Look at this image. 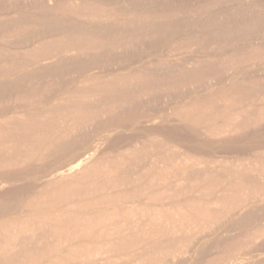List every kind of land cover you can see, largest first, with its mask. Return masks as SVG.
Instances as JSON below:
<instances>
[{
  "label": "rangeland",
  "instance_id": "374dc122",
  "mask_svg": "<svg viewBox=\"0 0 264 264\" xmlns=\"http://www.w3.org/2000/svg\"><path fill=\"white\" fill-rule=\"evenodd\" d=\"M51 1L0 0V21L9 20L19 13L27 15L22 17V22L29 21L32 15L50 23L73 19L72 26L60 29L56 22L53 28H42L31 34L24 32L16 39L8 38L6 32L0 31V61L7 60L6 66L0 64V128L32 122L31 127L46 131L44 128L52 125V128L47 127L46 133L50 135L45 133L38 153L26 154L25 149L33 144L21 145L22 150L17 157L4 160L0 166V247L15 240L16 234L10 232L15 224L25 227L36 222L44 226L50 217H73L80 221L90 216L99 220L98 213L106 219L118 214V219L130 222V213L143 211L145 219L149 218L150 222L141 224L138 229L130 223V227L124 230L123 227L118 228L122 231L117 235L100 233L99 236L76 239L69 237L66 243L47 236L44 228L37 226L39 233H44V241L30 240L31 234L24 233L28 236L23 243H26V251L21 256L4 258L2 264H43L50 261L55 253H45L42 258L34 252L37 247L55 241L61 243L56 252L73 248V254H84L85 264H153L154 260H159L156 264H212L213 261L214 264H264V205L258 202L250 209L248 205L238 211L233 207V198L223 208L229 211L228 214L220 218V212H215L213 215L218 218L208 228L187 230L161 251L152 250L150 256L132 263L135 254L149 246L143 240L152 237L156 242L167 237V221L159 219V214L171 215L173 209L179 208L178 205H184L185 200L198 201L218 193L213 189L185 191L175 187L173 193H155L160 187L153 186V193L147 195L140 191L132 192L130 186L125 185L129 182L134 185L137 176L144 172L134 173L135 169L138 171V165L157 168L151 158L155 152L169 162L179 155L190 157L191 162L199 163L191 170L204 183L218 177L207 169L219 167L222 171L233 172L241 162H250L249 159L254 157H260L264 162V122L244 124L230 134L215 133L222 130L224 124L235 121L231 120L233 110L245 109L249 119L253 120L259 112L258 107L264 103V97L261 98L264 94V0H84V8L80 11L75 1L83 0H57L64 9L71 8L63 12L49 10L47 4ZM87 9L94 11L96 16H85ZM180 9L187 14L169 16L161 13ZM66 37L74 38L72 42L79 46L74 51L75 56L63 51ZM94 41L105 44L102 52L81 49L80 45ZM43 53L53 56L43 59ZM230 61L232 63L229 64ZM50 62L53 64L49 66L47 63ZM192 63L205 66L198 79L191 85L181 83V87L173 82L177 73L185 72ZM24 74L27 76L23 78ZM19 75L22 78H17ZM135 75L146 81L165 77L169 87L161 92L150 90L145 98L131 100L121 108L98 116L91 125L82 123L70 134L69 126L65 127L61 117L54 120L47 114L58 104L82 96L96 85L130 80ZM222 98H225L224 102ZM200 111L198 127L208 126L213 134L207 136L186 125L191 123L189 118ZM178 115L182 120L174 119ZM64 132L68 134L63 136ZM51 139L58 140L57 145L46 151L51 147ZM12 146L13 143H0V149H5L7 156H12L9 150L6 151ZM81 153L87 156L82 164L90 173H96L84 180L93 188L86 186L87 191L83 190L82 195H73L49 205V199L42 198L40 192L50 189L49 181L55 177L57 168H67ZM109 166L114 169L109 171ZM172 166V171L181 167L173 162ZM107 181L111 184L108 185ZM261 233L262 236L257 238ZM107 239L112 243L118 240L119 245L110 251L106 247L102 249L100 244ZM178 248L182 250L176 253L182 252L181 255L175 258L167 255ZM5 252L12 253L1 251L0 256H6ZM78 261L82 260L74 257L68 264H77Z\"/></svg>",
  "mask_w": 264,
  "mask_h": 264
},
{
  "label": "bare ground",
  "instance_id": "6f19581e",
  "mask_svg": "<svg viewBox=\"0 0 264 264\" xmlns=\"http://www.w3.org/2000/svg\"><path fill=\"white\" fill-rule=\"evenodd\" d=\"M71 1H73V0H71ZM71 1H69V3ZM83 2H84V0L79 1V2L75 1V5L77 6L78 11L83 10V8H84ZM72 4H73V2H72ZM85 4L87 5V2H85ZM47 8L49 10H52L55 12H59V11L63 12L65 10H71V8L70 9H68V8L64 9V7H62V5L59 4V2L57 0H52L51 2H49L47 4ZM90 10H88L87 12L85 11V16H90V17L96 16L95 15L96 13H94V11L90 12ZM185 12H186L185 10L180 9V10H175V11L164 10L161 13L167 14L169 16H173V15H179L182 13H183V15L184 14L186 15L187 13H185ZM22 14L23 13L15 14L16 16L10 18L9 20L0 21V31L6 32L7 33L5 35L6 37H8V38L15 37V39H16L20 34H22L24 32H29V34H31V33H35L38 30H41L42 28H45V29L49 28V27L53 28V26L57 22V21H55V22L50 23L46 19H36L35 15H32V17H29L30 18L29 21L24 20L22 22V17L27 16V15H22ZM137 18L139 19V17H137ZM252 18H254V17H252ZM86 19H89V18H86ZM101 22H103V21H101ZM57 23L59 24L58 25L59 28L63 29L64 27L72 26L73 19H72V21L61 20ZM244 24L245 23H243V25ZM222 25H224V24H222ZM94 29H95V27H94ZM95 31H96V29H95ZM29 34L27 33V35H29ZM46 34H47V32H46ZM72 39H74V38L66 37L64 40V43H63V41H61L62 39L60 41H61V43H63V51L71 52L72 53L71 55L75 56L74 51H77L79 46L75 45L72 42ZM80 46H81V49L90 48V49H96V52L97 51L102 52L104 50L103 47L105 46V44L102 42L94 41L90 44L84 43L83 45H80ZM49 47H51V46H49ZM111 48H113V47H111ZM109 51H110V49H109ZM49 54L50 53H43L42 54L43 59H46V58L53 56V55H49ZM244 54H246V53H244ZM249 54H251V53H249ZM31 55L34 56V54H31ZM228 55H230V54H228ZM28 56H30V54H28ZM247 59H249V58H247ZM72 60L73 59H71V61ZM6 62H7V60L0 61L1 66H2V64H5L4 66H6ZM230 63H232V61H230L229 64ZM47 64L50 66L53 64V62H50ZM204 67L205 66L195 65V63L194 64L192 63L191 66L185 70L186 74L183 71L181 73H177V77L173 78V82L178 84L180 87H181V85H180L181 83L191 85L194 81H196V78L198 79V76L201 74V72L203 71L202 69H204ZM232 68H233V66L231 65L230 69H232ZM6 70H8V69L6 68ZM217 70H218V68H217ZM132 73H133V71H132ZM34 74H35V72H34ZM43 75H44V73H43ZM24 76H27V75L24 74L23 78H24ZM30 77H31V75H30ZM17 78H22V75H19ZM169 80L172 81L171 79H169ZM241 83H243V80L241 81ZM167 84L168 83H167V80L165 77L154 78L152 80L146 81L145 78L138 76V75H135L130 80L125 79V80H120V81H110L108 83L104 82V84H102V85H96L94 88L88 89V92L83 93L82 96H79L75 99L68 100V101L64 102L63 104H61V103L58 104V106H55L53 109L47 111V114L50 115L52 117V119H54V120H57L56 118L61 117L62 123L65 125V127L68 128V126H69L68 133L70 134L72 132V130H74L75 128H78V126L81 125L82 123L85 125L86 124L91 125L97 120L98 116L104 115L110 111L117 109V108H121V107L127 105L129 102H131V100L134 101V100H137V98H141V97L145 98V96H147L149 94L150 90L156 89V90H160L159 92H161L162 89H166L167 87H169V86H167ZM124 86H126V88L123 89ZM171 86H175V84L174 85L171 84ZM182 86H184V85H182ZM33 87L35 88V86H33ZM9 88H12V87H9ZM253 89H256V87ZM167 90H169V89H167ZM235 93H236V91H235ZM243 94L245 95V93H243ZM253 94H254V92H253ZM217 97H218V95H217ZM262 97H264V94L261 95V98ZM195 98H197V97H195ZM218 98H221V97H218ZM221 100L224 102L225 98H222ZM249 100H251V99H249ZM253 105H255V104H253ZM187 108H189V107H187ZM244 110L245 109L233 110V112L231 114V116H232L231 120L232 121L235 120V121L232 124H224L222 127L223 129L221 128L222 130H219L215 133L220 134V133H224V132L225 133L229 132V134H230V132L238 131V129L241 128L244 124L250 125V124H254L256 122L259 123L260 121L264 122V103L258 107L259 112L257 113V117H255L253 120L249 119L250 116L249 115L247 116V113L244 112ZM121 114L123 115V113H121ZM181 114H182V112H181ZM192 114L194 115V112H191V115ZM199 114H201V111L199 113H196L192 118H189L190 119L189 121L191 123H189V124L186 123V125L189 126L191 129L196 130L197 132H200L201 134H205L207 136L213 134L212 133L213 130L211 128H209L208 126L198 127V125H197L198 121L201 120V117H199L200 116ZM209 114H211V111H209ZM196 116H198V117H196ZM174 119L175 120H182V117L180 115H178ZM32 124H33L32 122H25V123L19 124V125H12L9 128H4V127L0 128V143H13V146L10 149H6V151L9 150V154H11L12 156H10V155L7 156L5 149H2V148L0 149V166H2L4 163V160L6 161L8 158L11 160L15 159L17 157L18 153H20L22 150L20 147L21 145L26 146L29 144H33L30 147L25 149L26 154H30V153L36 154L40 151V144H41V141L43 140V136H45V133L49 129V127L52 128V125H47L48 129H47V127H45L44 129H46V131H44L42 129H39L38 127H36V128L31 127ZM247 129H248V127H247ZM64 133H63V136L68 134L66 132H64ZM46 135H50V134L46 133ZM57 141L58 140L51 139V144H50L51 147L50 148L48 147L46 151L51 150L52 146L55 147L57 145ZM79 143H80V141H79ZM59 146H61V145H59ZM34 149H35V151L32 152ZM159 154H160L159 152H155V153H153V157H151L153 163H155V167H157V168L148 169L149 165L147 167L146 164L138 165L136 167V168L139 167V169H138V171H136V169H135L134 173H140L142 170L144 172L142 174H140L139 176H137L138 179H137V182L136 181L134 182V185H130V182L125 184L126 186H130V189H129L130 191H132V192L140 191L143 194L148 195L149 193H153L151 188L153 186H155V187H160L159 191H155V193H157V192L165 193L167 191H171V193H173V190H174L173 188L175 187V189L178 188V189H183L185 191L186 190L205 191V190H209V189L212 190L213 189V192L218 193V194L212 198H205V199H201L198 201H193L192 199L185 200L184 201L185 206L184 205H178L179 206L178 209H173V211H172L173 214H171V215L170 214H159L158 215L159 219H163V220L167 221L166 222V228H165L167 230L166 232H168V234H166L167 237L164 238V240L159 239L156 242L153 241L152 237H149V238H146L145 240H143L142 242H146L149 246H145L141 252L135 254V257H134V260L132 261V263L141 261L145 256H150L152 250L153 251L154 250H160L161 251L162 249L165 248L166 244L168 246V243H172V242H174V240L177 241L178 239H176V238L178 236L181 237L182 235H184L187 230H194L195 228H198V227L200 229L201 228H203V229L208 228V226H211L212 224H214L218 218L217 215H215V216L213 215V214H215V212H220V215H221L220 218H222L226 214H228L229 211L225 210L226 211L225 212L223 210V208L230 202L229 200L232 198L235 200L233 207L235 210H238V211L243 210L248 205H249V209H250V206H254L258 202H261L260 204L264 205V162L261 161L260 157H254L252 159H249L251 163L250 162H246V163L241 162L238 165L239 168L235 169L233 172L222 171L219 169V167H218V169L216 167H214L216 170L211 169L212 171L207 169L208 172H212V173L215 172L218 175V177H216V179H214L213 181H209L208 183H204V182H200L198 180L199 176L197 174H194L193 171L191 170L192 168H194L199 163L191 162L192 160L190 157H180V155H179L176 159L171 160L173 163L181 165V167H179V168L177 167L176 169H174L172 171L171 170V168L173 167L172 162H169L170 160H168L167 158L161 157ZM259 156H260V154H259ZM86 157H87L86 153L85 154L81 153L75 160H73L72 162H70L67 165L68 166L67 168L59 167L56 169V171H58V172L56 173L55 177H53V179L51 181H49V185H51L50 189L40 192L42 198L45 197V198L49 199L47 202L49 205L50 204L53 205V203H55V202L62 201L64 198L66 200L67 198H69L73 195H75V196L82 195L83 190L87 191L86 190L87 188H93V187H91V185H89L90 187L87 186L88 185L87 182H84L85 179L87 181L90 176H92V175L94 176V174H96V173H90V171L87 170V167L82 164L84 159H86ZM138 160H139L138 162L141 161V159H138ZM203 164H205V163H203ZM150 165H151V163H150ZM229 165H230V163H229ZM202 167L203 166H201V168ZM8 168H9V166H8ZM113 169H114L113 167L109 166V171H111ZM95 170H97V169H95ZM99 171H101V170H99ZM204 174H206V172ZM103 176L105 177V175H103ZM209 177H210V175H209ZM104 181H106V179ZM98 184L99 183H97V185ZM107 184L109 185V184H111V182L107 181ZM125 185H123V186H125ZM258 185H260V186L258 187ZM43 186L45 187L46 185H43ZM86 186H87V188H86ZM84 187H85V189H83ZM111 187H113V186L111 185ZM127 192L128 191H125V193H127ZM132 195H131V197H132ZM108 198H109V195H108ZM126 198H127V196H126ZM76 204H79V203H76ZM138 206H140V205H138ZM97 216H100L101 218H99V220H97L94 216H90L88 218H81L80 221L73 218V217L69 218V219L66 218L65 216L60 217V218H51L50 217V218L46 219L47 221H46V223H44L45 224L44 226H39L40 223H36V222H31L29 225H26L25 227H22V226L15 224L13 227L10 228V230H11L10 232L16 234L15 240H13L11 242H6L4 246L0 247L1 251L8 250V251H11L12 253L6 254L7 252H5L6 256L5 255L3 256L1 254L0 264H2L3 261H5L4 258L21 256V253H24L26 251L25 247H24V245H26V243L24 245H23V243L25 242V239L28 236L24 235V233L29 232L31 234L30 240L31 239L43 240L42 237H43V234L45 233L47 236L49 235L51 237H54V239L56 238V240L61 239L66 243L67 239L69 237L70 238L74 237L76 239L78 237H90L93 235L99 236L100 233H106V234L112 233L111 235H113V234L117 235L122 231V228L120 230L118 229L120 227H123V230H124L125 227L130 225V223L131 224L133 223L134 228L137 227V229H138V226H141V224H147V222L149 221V218L145 219L146 217H145V214L143 213V211H136L134 213H130V215H129V218H131L130 222H129V220H126V219L125 220L118 219V217H117L118 214H115L114 217L108 218V219L102 217L101 213H98ZM50 220H52V223L49 222ZM37 226L40 229L42 227L44 228L43 234H42V232L39 233V231L36 228ZM143 227H145V225ZM158 229H159V227H158ZM2 231H3V229H2ZM261 236H262V233L259 236H257V238H260ZM255 237H256V235H255ZM182 239H183V237H182ZM255 240H257V239H255ZM43 241H42V243H43ZM151 241L154 243H151ZM28 242H29V238H28ZM35 242H37V241H35ZM35 242H34V244H35ZM241 242H243V241L241 240ZM42 243L39 245H42ZM60 245H61L60 242H59V244L56 243V241L52 242V243L48 242L46 245H44L42 247H37V250L34 253H35V255L39 254V256H42V258L45 257V255H44L45 253H48V254L55 253V255L52 256V259L50 261L44 262L43 264H68L71 261V259H73L74 257H76V259L79 258V260L80 259L82 260V261H78L77 264H85L84 259H83L84 254L83 253L82 254H77V253L73 254L72 253L73 248L64 250L62 252H56L59 248H61ZM118 245H119L118 240H117V242L115 241V243H112V241L110 239H107V240L101 242L100 247L102 249L104 247H106L107 250L110 251L113 247H116ZM249 245H250V243H249ZM31 247L33 248L32 244H31ZM87 248H90V247H87ZM227 248L228 247H226V249ZM35 249H36V247H35ZM178 250H182V249L178 248V249L171 250L168 252L167 255L170 254V255H172L173 258H175L176 256H179L182 254V252L176 253V251H178ZM38 252H40V253H38ZM29 254L32 256L31 253H29ZM28 257H26V258H28ZM34 258H35V256H34ZM40 259H41V257H40ZM29 261L32 263L31 260H29ZM158 261L154 260L152 263L156 264V262H158ZM206 264H207V262H206ZM212 264H214V261Z\"/></svg>",
  "mask_w": 264,
  "mask_h": 264
}]
</instances>
